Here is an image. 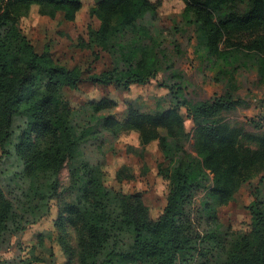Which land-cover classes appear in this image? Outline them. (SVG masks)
<instances>
[{
	"label": "trees",
	"instance_id": "1",
	"mask_svg": "<svg viewBox=\"0 0 264 264\" xmlns=\"http://www.w3.org/2000/svg\"><path fill=\"white\" fill-rule=\"evenodd\" d=\"M182 3L181 15L200 26V42L206 57L220 65L218 75L254 64L257 84L264 86V0ZM158 6L159 1L152 0H96L88 7L86 33L77 35L75 43L93 59L104 54L109 60L104 69L90 73V84L128 91L169 73L159 85L172 97L171 108L139 112L130 99L123 121L108 114L101 123L115 140L136 133L140 156L151 145L162 155L157 167L166 182L165 205L154 218L140 191L109 187L102 165L90 163L80 151L97 131L77 124L75 117L87 108L94 114L107 111L116 102L104 96L72 106L65 90L79 88L83 71L54 59L47 46L36 50L22 26L33 7L60 25L72 23L84 8L82 0H0V163L12 146L22 167L15 204L0 187V242L54 208L55 240L64 264H264V212L258 190L251 192L246 206L249 230L233 229L218 216L220 207L235 201L242 184L264 175V131L248 133L225 118L244 104L229 83L220 95L193 100L176 81L169 82L181 77L172 72L166 49L140 22L148 13L155 15ZM15 119L22 123L11 143ZM127 151L137 152L133 145ZM64 168L68 179L62 185ZM115 178L131 179V168L121 165ZM208 180L207 198L199 208H191L194 194Z\"/></svg>",
	"mask_w": 264,
	"mask_h": 264
},
{
	"label": "rangeland",
	"instance_id": "2",
	"mask_svg": "<svg viewBox=\"0 0 264 264\" xmlns=\"http://www.w3.org/2000/svg\"><path fill=\"white\" fill-rule=\"evenodd\" d=\"M96 0H82L83 9L75 21L60 25L58 19H50L39 15L33 7L29 15L22 20V26L35 49L42 51L45 46L52 51L54 59L64 63L69 68L79 67L83 71V81L76 91L65 90V97L74 106H80L90 100H99L104 96L111 97L116 106L107 111L94 114L90 108L84 109L75 117L79 125L91 127L97 132L90 135L80 146L85 159L93 164H101L105 171V182L109 187L125 192L140 191L145 204L149 207L152 217H157L165 205L166 182L158 174V163L162 155L156 147H148L141 155L138 148L137 135L134 132L113 139L101 129L105 115H111L119 121L126 118V105L131 99V105L139 112L156 113L173 106L174 101L167 89L159 85L160 79L168 77V72H161L157 79L147 85H133L128 91L116 89L114 86L101 87L86 82L90 73L102 70L108 65V58L101 54L99 60L93 59L89 51L76 46L77 35H85L90 20L87 16L88 7ZM159 1L156 14L148 13L140 21L151 31L153 37L162 44L173 62V69L181 78L176 81L184 93L193 100L207 99L220 95L225 90L226 83L236 96L243 99L244 104L236 110L225 113V118L248 133L259 134L264 126V86L257 84L256 66L248 64L236 70L229 68L230 75H218L219 64L206 57L203 44L200 42V26L189 16H182V0H152ZM223 67V66H222ZM171 72V73H172ZM231 76V81L228 82ZM168 80V79H167ZM21 120L13 121L11 143L16 141L18 126ZM91 125V126H90ZM187 128L192 127L191 121H186ZM164 133V130H160ZM136 147V153L127 151V147ZM248 145V144H247ZM254 147L255 144H251ZM186 149L191 151L190 143ZM10 153L0 163V187L13 204L22 187V167L19 158L9 146ZM121 165H128L132 178L118 182L115 173ZM262 176V178H261ZM68 179L67 168L60 174L61 184ZM208 180L205 187L198 190L193 198L191 208H199L207 198ZM257 189L264 212V175H259L241 185L235 194V201L218 209L220 221L233 229L247 231L250 228V217L246 206L251 201V192ZM55 210L26 230L6 234L0 242V264H16L19 259L28 258L32 264H64L65 257L55 240V229L52 220ZM70 241L75 243L72 227L67 228ZM40 236V237H39ZM72 264H77L72 262Z\"/></svg>",
	"mask_w": 264,
	"mask_h": 264
}]
</instances>
